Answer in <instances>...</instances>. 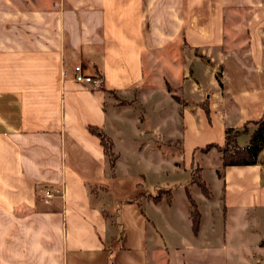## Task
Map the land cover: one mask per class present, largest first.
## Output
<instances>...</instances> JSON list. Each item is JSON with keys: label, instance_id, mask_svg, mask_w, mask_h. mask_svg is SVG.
<instances>
[{"label": "crops", "instance_id": "0c3cea01", "mask_svg": "<svg viewBox=\"0 0 264 264\" xmlns=\"http://www.w3.org/2000/svg\"><path fill=\"white\" fill-rule=\"evenodd\" d=\"M259 125L264 0H0V264H264V137L220 178L202 151ZM193 163L195 227L150 197Z\"/></svg>", "mask_w": 264, "mask_h": 264}, {"label": "trees", "instance_id": "16d2710c", "mask_svg": "<svg viewBox=\"0 0 264 264\" xmlns=\"http://www.w3.org/2000/svg\"><path fill=\"white\" fill-rule=\"evenodd\" d=\"M88 131L98 137L99 142L101 143L105 152L109 168L112 169L115 158L110 152L109 143L102 135L99 134L97 130L89 128ZM238 134V131L226 130L224 132L221 145H210L202 149L203 152H206L208 149L213 148L217 153L219 163V169L216 171L217 178L222 176V173L226 167L252 166L255 164V159L260 150V144L262 143L264 137V126L259 125V129L256 132V139L254 140L255 142L247 147H238L236 145L235 139ZM164 143L169 144L170 142ZM189 185H195L204 195L208 196L210 193L209 187L203 182L201 168H199V166L194 163L189 169V182L183 187V190L188 202L189 216L191 217L193 227H195L199 217V211L196 202L193 198H191L192 196L188 189ZM170 195L171 192L168 188H160L157 189L154 194L150 195V197H152L154 201H158L162 196L168 200Z\"/></svg>", "mask_w": 264, "mask_h": 264}, {"label": "rangeland", "instance_id": "374dc122", "mask_svg": "<svg viewBox=\"0 0 264 264\" xmlns=\"http://www.w3.org/2000/svg\"><path fill=\"white\" fill-rule=\"evenodd\" d=\"M218 77V75H217ZM213 152V151H211ZM215 157L216 158V154L214 153H209L206 157L202 158L203 161L201 163V165H206L208 160H210L211 158ZM200 162V161H199ZM216 162V159H215ZM203 180L205 181V183L211 188H213V185L215 183V179L212 176V172L207 170V169H203ZM189 181V176H182V175H177L176 177L167 180L166 181V185H162V183H160V185H158L159 187H164V188H169L170 191H172L173 194V200H174V205L175 206H184L186 203V198H185V193L183 190V186L185 184H187V182ZM189 191L191 193V195L194 197L195 201L197 204L200 205V207L202 206V202L204 200V197L202 196V194L199 192L198 188L195 185H189L188 186ZM160 242L163 241L164 239H162V237H159ZM185 264H190L189 262L185 263ZM206 264H215L212 262V260L208 259V262ZM221 264V263H220Z\"/></svg>", "mask_w": 264, "mask_h": 264}, {"label": "built area", "instance_id": "2783aa9c", "mask_svg": "<svg viewBox=\"0 0 264 264\" xmlns=\"http://www.w3.org/2000/svg\"><path fill=\"white\" fill-rule=\"evenodd\" d=\"M61 75L63 76L64 74H61ZM73 80L77 84H83V85L90 86L94 90H99L101 89V86H102V82L100 78L92 77V76H83L81 74V70L79 66L74 68ZM39 196H40V200L43 203H48L49 199L52 197V192L48 189H42L39 192Z\"/></svg>", "mask_w": 264, "mask_h": 264}]
</instances>
